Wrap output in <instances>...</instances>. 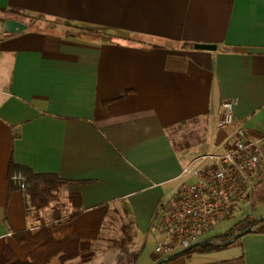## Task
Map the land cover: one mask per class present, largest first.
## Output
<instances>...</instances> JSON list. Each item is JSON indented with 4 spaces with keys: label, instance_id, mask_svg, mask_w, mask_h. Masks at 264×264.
Wrapping results in <instances>:
<instances>
[{
    "label": "crops",
    "instance_id": "1",
    "mask_svg": "<svg viewBox=\"0 0 264 264\" xmlns=\"http://www.w3.org/2000/svg\"><path fill=\"white\" fill-rule=\"evenodd\" d=\"M10 9L100 32L0 31V257L44 224L73 227L84 252L109 210H124L141 236L135 264H264V233L165 260L152 229L182 170L233 131L216 129L223 101L236 97V124L264 141V0H0ZM12 160L73 184L29 213ZM251 201L263 217L264 180Z\"/></svg>",
    "mask_w": 264,
    "mask_h": 264
},
{
    "label": "built area",
    "instance_id": "2",
    "mask_svg": "<svg viewBox=\"0 0 264 264\" xmlns=\"http://www.w3.org/2000/svg\"><path fill=\"white\" fill-rule=\"evenodd\" d=\"M4 28L0 25V31ZM237 102L236 97L223 101L216 123L218 132L234 126L233 131L182 170L155 211L152 229L159 234L155 251L165 260L208 239L232 209L249 206L264 180V141L252 137L245 124H236ZM12 180L22 192L29 189L23 172H15Z\"/></svg>",
    "mask_w": 264,
    "mask_h": 264
},
{
    "label": "trees",
    "instance_id": "3",
    "mask_svg": "<svg viewBox=\"0 0 264 264\" xmlns=\"http://www.w3.org/2000/svg\"><path fill=\"white\" fill-rule=\"evenodd\" d=\"M9 19L21 20L28 24V28L20 34L6 32L5 29H3V36L1 37L3 40L25 34L35 29L42 22L63 27L67 31L100 32L96 29L93 30L75 25L69 20L31 15L17 9L3 11L0 14V25L5 26V23ZM186 46H190V43H185L182 47ZM17 171L23 172L29 185V189L25 193L29 213L46 209L58 199L59 192L63 186L73 184L72 181L65 180L56 174L36 173L12 160L9 167V179L12 189H19L14 185L12 180L13 174ZM237 210L239 209H232L229 211L226 215V220L233 219ZM74 216L75 215L66 221L71 222ZM259 218L260 217L252 214H247L236 221L225 233L209 237L212 241L210 245L196 247L180 255L189 256L195 252L220 250L228 246L240 244L242 238L248 233H264V220L260 221ZM58 226V224H44L38 230L28 229L15 233L14 238L21 250L23 258L10 244H6L3 254L0 257V264H71L73 261L80 259L83 254L82 235L73 227L57 231ZM123 228L126 232H128L129 229L131 230L129 224H125ZM250 228H252V231H249ZM139 254L140 252L135 254V261L139 257ZM177 256L178 255L173 256L171 259ZM165 263V261H160L158 264Z\"/></svg>",
    "mask_w": 264,
    "mask_h": 264
},
{
    "label": "rangeland",
    "instance_id": "4",
    "mask_svg": "<svg viewBox=\"0 0 264 264\" xmlns=\"http://www.w3.org/2000/svg\"><path fill=\"white\" fill-rule=\"evenodd\" d=\"M53 26V24L42 22L36 28L38 30L49 29ZM71 31L68 30L67 32L78 35L83 33ZM187 135L189 137L191 133ZM181 143L183 144V141ZM256 208L257 203H253V201L250 202L249 206L241 207L236 211L233 219L224 220L215 227L209 237L225 233L236 221L247 214H252ZM129 220L124 210H109L105 227L101 230L99 238L86 243L84 245V255L71 264H135V254L139 252L142 242L140 241L141 236L136 235L133 227L128 232L123 228L125 224L129 223ZM14 249L21 255L17 243H14Z\"/></svg>",
    "mask_w": 264,
    "mask_h": 264
},
{
    "label": "water",
    "instance_id": "5",
    "mask_svg": "<svg viewBox=\"0 0 264 264\" xmlns=\"http://www.w3.org/2000/svg\"><path fill=\"white\" fill-rule=\"evenodd\" d=\"M28 28V25L20 20H16V19H9L6 23H5V31L6 32H12V33H23L24 31H26ZM196 49H204V50H216L217 49V45L215 44H209V43H197L195 45ZM260 221L264 220V216L259 218ZM249 231H252V228L249 229ZM212 243L211 239H205L202 241H199L195 244H193L191 247H189L188 249H185L181 252L176 253L174 256L176 255H180V254H184L189 250H192L196 247H202V246H206V245H210Z\"/></svg>",
    "mask_w": 264,
    "mask_h": 264
}]
</instances>
